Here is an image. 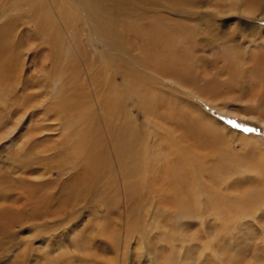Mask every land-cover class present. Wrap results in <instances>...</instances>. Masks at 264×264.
Here are the masks:
<instances>
[{
    "label": "rangeland",
    "instance_id": "obj_1",
    "mask_svg": "<svg viewBox=\"0 0 264 264\" xmlns=\"http://www.w3.org/2000/svg\"><path fill=\"white\" fill-rule=\"evenodd\" d=\"M263 70L264 0H0V264H264Z\"/></svg>",
    "mask_w": 264,
    "mask_h": 264
},
{
    "label": "bare ground",
    "instance_id": "obj_2",
    "mask_svg": "<svg viewBox=\"0 0 264 264\" xmlns=\"http://www.w3.org/2000/svg\"><path fill=\"white\" fill-rule=\"evenodd\" d=\"M88 1V3H92L94 0H87ZM264 71V70H263ZM262 123L264 124V121H262ZM81 144H82V146L85 144V140H82L81 141ZM92 163H91V161H89V164H88V166L87 167H89L90 165H91ZM93 173V169H86V170H83V171H81L80 172V174L78 175V177H77V181H79V180H82V179H84L85 178V176H88V175H90V173ZM184 172V171H183ZM137 181H139V183H141L140 184V186H139V188L142 190L143 189V187H144V184H146V181H147V179L143 176L141 179L139 178V180H137ZM75 182V181H74ZM197 180L196 181H193V184H197ZM146 186V185H145ZM147 187V186H146ZM145 187V188H146ZM216 190H218V189H216ZM212 191V190H211ZM211 191H208L207 192V194H209V195H211V197H213V198H219V199H217L218 200V202H217V204H218V206L219 207H214V209H215V212L216 213H218V214H221V215H226L228 212L226 211L227 210V208H234V206L233 205H235V201L234 200H232V201H230V203H233V205H228V203L226 204V201H225V199L221 196V195H219L218 193H217V191H213V192H211ZM223 192H221V194H222ZM224 194V193H223ZM23 197V196H22ZM27 197V196H26ZM26 197H24V198H26ZM230 198H233L232 197V195H230ZM235 199V198H234ZM26 200H27V198H26ZM242 202V201H241ZM13 203H15V202H13ZM20 203H22V202H20ZM18 204V203H17ZM18 208V207H17ZM223 219L221 220V222H226V223H228V218H224V217H222ZM226 228V227H225Z\"/></svg>",
    "mask_w": 264,
    "mask_h": 264
}]
</instances>
